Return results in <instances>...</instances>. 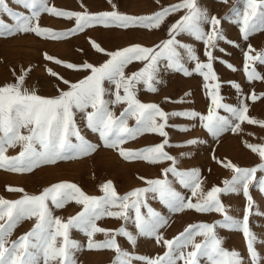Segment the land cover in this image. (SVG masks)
<instances>
[{"label": "snow or ice", "instance_id": "snow-or-ice-1", "mask_svg": "<svg viewBox=\"0 0 264 264\" xmlns=\"http://www.w3.org/2000/svg\"><path fill=\"white\" fill-rule=\"evenodd\" d=\"M13 3L21 5L31 15L13 12L8 8L6 0H0V13L7 14L15 22V26L12 27L0 20V35L32 32L40 37L59 40L97 25L106 28L140 27L152 30L158 29L174 12L185 11V15L171 25L168 30V39L155 48L134 45L107 53L98 44L92 43L91 46L95 51L103 52L108 56L102 65L93 66L90 63H84L79 68L71 63L63 65L67 69L89 72L79 82H69L49 69L51 76L68 86L67 90L58 88L59 95L56 97H41L35 91H30L25 87L27 72L23 70L15 82L0 86V169L28 172L43 164L80 158L94 152L95 146L85 139L76 124L75 116L80 113L83 115L86 127L99 134L103 145L119 150V154L125 160H144L153 164L172 161L173 166L165 170V175L172 173L177 182L182 187L191 189L192 195L195 196L201 190L200 174L195 170L182 172L176 169L175 158L164 151L168 146L167 139L159 145L139 151H127L121 146L144 133H155L161 137H167L165 128L169 115L155 104L141 103L136 97L135 88L137 84L142 83L147 91L153 93L157 91L155 85L160 83L158 73L162 70L161 61L166 62L165 69L191 76L193 73L185 67L178 49L186 51L187 60L195 62L194 71L201 75L205 82L218 79L213 71L212 61L215 57L212 51L206 49L205 56L208 62L202 63L195 50L181 43L177 36L181 33H188L206 46L216 48L218 41L225 40L218 28L221 20L215 16L210 17L206 10L198 6L197 0H183L181 4L164 7L151 16L139 18L123 15L117 11L100 14L57 11L47 5V0H13ZM42 12L58 18L69 20L74 18L75 27L70 31L58 33L42 29L38 24H34ZM236 14L241 15L239 12ZM241 23L240 32L244 41H248L249 37L257 32H264V0H246ZM203 24L210 25L211 30L206 32L202 27ZM226 42L239 47L234 42ZM252 52L254 49L249 44L248 51L244 52V70L249 82L264 79L254 68L249 71V62L264 64V53L252 55ZM46 59L51 60L52 58L46 57ZM134 61L144 62V67L140 71L126 75V68ZM55 62L61 63L59 60ZM227 67L232 69L230 64ZM106 84L113 85L115 91L111 92ZM205 87L208 88L207 83ZM233 87L238 92L240 91L238 84H234ZM219 89L220 84L216 83L213 90L209 92L213 108L207 116L199 117L202 127L213 139H218L228 131L237 132L243 122L249 125L259 123L261 127H264V123L247 115L249 108L245 101H241L238 107L222 103ZM106 95L114 96V99H105ZM250 98L252 101L257 99L255 94ZM119 104H124L126 107L119 116H116L111 106ZM221 108L229 115H218L216 110ZM171 115L195 119L198 114L186 111ZM129 119L135 120V126L129 127ZM158 119L161 122H158ZM178 130L186 132L189 129L180 128ZM73 138L76 143H73ZM191 143H197V141H190L189 144ZM18 145L22 149L18 156L5 155L8 148ZM246 146L258 155L262 161L260 166L242 169L231 163L227 164L226 167L234 173L232 179L225 181L223 188L213 187L204 196L202 202H186L185 197L176 191L167 179L146 181L148 188L136 189L123 197L117 194L111 182L102 185L101 191L104 195L99 198L90 197L76 185L63 182L45 188L39 195L25 194L16 201L0 198V221H2L0 223V264H41V261L43 264H50L51 261H58L59 264H76L72 251L80 250V245L69 240L68 233L71 228L82 231L89 238L88 250L114 251L116 253L115 264H132L134 260H142L144 264H177V259L183 260L184 264H197L198 256L207 257L210 264H244V258L238 252L226 251L221 247L222 240L215 234V225L208 224L190 226L174 240H163L167 251L163 256L154 259L134 256L123 251L117 244V235L125 237L133 247L137 242V236L154 237L157 244H160L163 239L159 235V229L166 221L145 202L144 194L147 192L153 193L154 198H158L161 204L175 212L194 209L200 213L216 212L223 215L224 219L219 223V227L242 232L250 264H261L262 258L254 248L257 238L249 228V216L253 208L249 186L256 180L257 172L264 171V145L248 144ZM8 190L23 192V189L9 188ZM258 190L264 194V179L259 180ZM237 192H242L247 201L242 220H234L227 215L219 199L221 193ZM73 201L83 206L82 211L77 215L70 217L66 222L53 216V208L62 209ZM142 207L147 209L146 214H142ZM112 208L120 209V211H111ZM129 208L135 211L134 226L137 229V235H133L123 227L114 234L97 227L96 221L105 216L127 221ZM32 219L35 220L33 228L20 236L18 240L10 242L9 237L13 230L22 221ZM96 233H103L107 239L103 243H94L92 237ZM196 236L204 237V242L196 243ZM58 237L62 238L60 243L57 242ZM189 245L192 250L185 255L183 249ZM177 252L178 255H176Z\"/></svg>", "mask_w": 264, "mask_h": 264}, {"label": "rangeland", "instance_id": "rangeland-1", "mask_svg": "<svg viewBox=\"0 0 264 264\" xmlns=\"http://www.w3.org/2000/svg\"><path fill=\"white\" fill-rule=\"evenodd\" d=\"M182 2L183 0H111V3L109 0H47V5L57 11L81 14L117 11L123 15L139 18L151 16L164 7L178 5ZM6 4L13 12L31 15L27 9L13 3V0H6ZM197 4L202 10H206L210 17L215 16L221 20L218 28L225 40L218 41L217 47L211 48L203 42L195 40L188 33L179 34L177 39L184 45L193 48L202 63L208 62L205 56L206 49L212 51L215 57L212 61L213 71L218 79L205 82L203 77L194 71L195 62H189L186 51L178 49L183 57L182 62L185 67L193 73L191 76L165 69L164 64L166 62L161 61L160 68L162 70L158 73L160 83L155 85L157 91L155 93L147 91L146 86L142 83L137 84L135 88L136 97L141 103L155 104L169 115L165 128L167 137H161L155 133H144L121 146L127 151H139L159 145L167 139L168 146L165 147L164 151L175 158L174 166L176 169L182 172L195 170L200 174L201 190L195 196L192 195L191 189L182 187L172 173L169 172L165 175V170L173 166L172 161L153 164L144 160H125L119 154V150L105 147L99 134L88 129L83 115L77 113L75 120L81 134L95 146L96 150L80 158L43 164L28 172L0 169V198L16 201L25 194L39 195L45 188L63 182L74 184L86 195L97 198L104 195L101 191L102 185L111 182L117 194L123 197L136 189L148 188L149 185L146 181L167 179L172 187L185 197L186 202L197 203L202 202L204 196L213 187L223 188L224 182L232 179L234 173L226 167L227 164L231 163L242 169L259 167L262 161L246 145H264V127H261L259 123L249 125L247 122H243L237 132L228 131L218 139H213L202 127L199 117L207 116L210 109L213 108L209 92L213 90L216 83H219V95L222 103L238 107L241 101H245L249 108L247 115L264 123V79L249 82L244 70V52L248 51L249 44L254 49L252 55L264 53V32L251 35L248 41L242 39L241 18L246 7V0H226V2L224 0H197ZM237 12L241 15L237 16ZM183 15H185V11L174 12L165 19L158 29L152 30L140 27L106 28L97 25L59 40L40 37L32 32L0 35V86L15 82L23 70L27 72L25 87L30 91H35L41 97H56L59 95L58 88L67 90L68 86L51 76L49 69L69 82H79L89 72L67 69L63 65L71 63L77 68L84 63H90L93 66L102 65L108 56L103 52L95 51L91 46L92 43L98 44L107 53L134 45L155 48L162 41L168 39L169 28ZM0 20L9 26H15L14 20L7 14L0 13ZM34 24H38L42 29L57 33L70 31L75 27L74 18L71 20L58 18L46 12H42ZM202 27L206 32L211 30L208 24H203ZM226 41L234 42L239 47H235ZM46 57L52 59L49 60ZM57 60L61 63L57 64L55 62ZM229 64L235 70L228 68L227 65ZM249 64V71L254 68L264 78V64L259 62H249ZM143 67L144 62L134 61L126 68V75L140 71ZM206 83L208 88L205 87ZM234 84L240 86L239 92L233 87ZM106 87L111 92L115 91L113 85L106 84ZM253 94L257 97L255 101L250 98ZM105 99L112 100L114 96L106 95ZM124 107H126L124 104L113 105L111 110L116 116H119ZM186 111L195 112L198 115L195 119L171 115ZM216 111L221 116L229 115L222 108ZM158 122L161 121L158 119ZM128 125L129 127L135 126V120L129 119ZM180 128H188L189 130L186 132L179 131ZM190 141H197V143L189 144ZM73 143H76L74 138ZM21 150L19 145L8 148L5 155L16 157ZM256 176V180L249 186L250 195L253 198L249 228L257 238L254 248L262 258L261 264H264V194L258 190L259 180L264 179V171H258ZM9 188L23 189V192L9 191ZM219 199L224 205L227 215L234 220H242L244 210L247 207V201L242 192L221 193ZM144 200L166 221L164 226L159 229V235L163 239L160 244H157L154 237L137 236V242L133 247L125 237L117 235V244L123 251L134 256L154 259L163 256L167 251L163 240H174L190 226L208 224L215 225V234L222 240L221 247L224 250L238 252L244 258V264H250L246 241L242 232L219 227V223L223 222V215L216 212L200 213L194 209L175 212L161 204L151 192L144 194ZM82 207L73 201L62 209L53 208V216L66 222L70 217L82 211ZM110 210L120 211L117 208ZM141 212L146 214L147 209L142 207ZM128 214L129 219L127 221L107 216L102 217L96 221L97 227L113 234L123 227L133 235H137V229L134 226L135 211L129 208ZM34 223V219L22 221L13 230L9 241L18 240L20 236L25 235L33 228ZM68 235L70 241L80 245V250L72 251L76 264H115L116 253L114 251L88 250L89 238L82 231L71 228ZM61 239L58 237L57 242L60 243ZM106 239L107 237L103 233H96L92 237L94 243H103ZM204 239L202 236H196L195 242L203 243ZM191 250L190 245L183 249L185 255ZM178 254L177 252L176 255ZM41 264H43L42 261ZM50 264H59V262L51 261ZM132 264H144V261L134 260ZM177 264H184V261L177 259ZM197 264H210V262L207 257L198 256Z\"/></svg>", "mask_w": 264, "mask_h": 264}]
</instances>
